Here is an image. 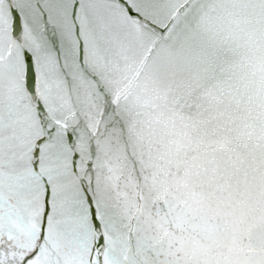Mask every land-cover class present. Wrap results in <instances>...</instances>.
<instances>
[{
  "label": "water",
  "instance_id": "obj_1",
  "mask_svg": "<svg viewBox=\"0 0 264 264\" xmlns=\"http://www.w3.org/2000/svg\"><path fill=\"white\" fill-rule=\"evenodd\" d=\"M195 1L199 9L194 5L190 11L183 4L182 9L191 15L199 12L204 37L200 44L228 45L230 54L220 52L215 59L225 74L207 71L216 86L199 101H190L188 95L192 112L177 134L164 140L153 125L141 135L152 142L150 146L128 147L111 159L106 153L95 156L91 147L102 133L111 135L115 129L107 125L109 119L122 128L130 126L123 105L129 101L134 107L147 105L141 112L134 109L132 115H143L139 119H162L163 114L156 112L155 95L147 91L142 99L140 88L128 89L122 70H111L116 63L122 65L118 47L123 41L118 47L112 41L101 42L98 48L88 41H97V34L120 25L140 44L147 37L144 16L157 3L161 13L151 9V16L161 27L157 32L167 35L171 44L169 28L179 18L171 5L176 7L178 0H48L58 17L49 28L35 25L41 29L38 34L53 32L56 39L44 55L40 50L31 53L30 44H19L20 35L4 37L11 24L30 32L19 17L14 22L6 11L10 3L28 9L30 0L0 4L5 11L0 16L2 136L6 142L14 138L22 142L14 146L19 158L25 152L30 159L31 171L24 181L30 197L44 205L39 206L44 224L75 264L81 260L84 264H264V0ZM129 2L137 5L140 14L130 17ZM120 3L125 10L114 12ZM226 8L228 13H223ZM68 10L78 13L70 29L62 23ZM149 22L150 18L147 25L152 27ZM238 24L244 26L240 35L230 29ZM67 30L70 33L63 35ZM184 37L181 34L172 48L178 51ZM158 39L151 37L148 48L164 52ZM77 41L80 50L87 43L89 55L80 51L77 56ZM152 84L150 80L147 85L152 88ZM110 110L116 115L100 117ZM3 213L0 206L1 233H9L11 242L30 258L21 228Z\"/></svg>",
  "mask_w": 264,
  "mask_h": 264
},
{
  "label": "bare ground",
  "instance_id": "obj_2",
  "mask_svg": "<svg viewBox=\"0 0 264 264\" xmlns=\"http://www.w3.org/2000/svg\"><path fill=\"white\" fill-rule=\"evenodd\" d=\"M47 1L48 0H30L31 5H29L28 9L27 6H21V12L23 14L22 27H26L30 30V32L27 31V33H25L19 31L18 26L15 27L13 24L9 25V21L6 19L8 23L7 25H9L10 28L7 27L8 32L5 31L7 34L4 33V37L10 38V36L13 35H20L22 40L19 44H30L31 46L28 48L32 49L31 53H38L40 50L42 55L47 54V49H50V47L52 48V44L54 43V40H56H53V32L47 34L43 31V35L36 32V30L40 31L41 29L51 27V24L54 23L55 18L58 17L57 15L54 16V8L48 6ZM186 1L187 0H178L176 7L174 4L171 5V7L174 8L173 10L179 15V18H175V24L169 28V38L171 39V44L166 41L167 35L162 37L160 32H157V27H160L159 22L155 17L151 16V9H158L161 13V8L157 5V3H152L150 10L144 16L147 21L144 23L143 27L145 32L144 37H147H145V40H142L140 44H138L137 37L133 40V35L125 32V28L120 25H111L105 30V33L102 32V35L101 32L99 35L97 34L96 38H99L98 40H100V42L98 40L88 41L90 44L89 46H93L94 48H98V45L101 42L110 43V41L113 42V45H117L118 47V45H120L123 41L122 46L120 48L118 47L119 50L117 49L119 53L118 60L122 63V65L116 63L112 66L111 70L115 72H121L119 70H122L123 75L128 77V89H131L132 91L133 86H135V89L137 87L140 88L141 91L144 92L142 99L147 98V91L149 95H155L156 98L159 99L160 103H158L159 106H156L159 108L156 112L163 114L162 119H151L149 116H147L145 119H139L142 118L143 115L139 118L136 115H132L135 113L134 109H136L137 112H141L144 108H147V105L140 103L137 107H134V102L129 101L123 105L124 108L122 111H128L125 112V121L126 124H129L130 126L122 128L120 123L113 124V122H110L109 119V123L106 124L109 127L110 125L115 126V129L113 132H111V135L102 133L100 135L102 141L99 140L96 146L91 147V150L95 156L105 157L107 154V156H110L111 159V157L114 155L124 152V150H126L128 147H140L144 150L146 147L150 146L152 142H148L141 138V135H143L142 130H150L153 125L160 129L163 137L162 135L159 136L164 138V140L171 136L172 133L177 134L179 129H182L183 127L181 124L185 120L187 121L192 112L191 109L188 108V100L186 99L188 95L191 96L190 101H199L200 99H205L203 97L205 93L211 89L213 91L216 86V83L207 76V71L211 72V70H213L215 72L217 71L225 74V69L219 68L215 59L220 58V52L224 53L226 57L230 54V50H227L228 45L221 44V47L216 48V46L213 48L214 46L212 43L200 44L204 37L202 35L203 31L201 30L202 26H200V21L198 20L199 12H196V15H191L186 10L188 9L193 11L195 10V6H197L199 9V5L195 0H191V2L189 1L187 5H184V2ZM130 2L126 5L127 12H130L129 6H133L135 9L137 8V5L134 6L132 3L131 5ZM123 3L116 4L117 6L114 9V12L121 13V11H124L125 5ZM182 4L186 9H182ZM136 11L138 13V8ZM222 11L223 13H228L227 8ZM77 14L78 13L73 10H68L65 12V18H62V23L67 29H70V25H72V23L77 20ZM138 14H140V12ZM51 16L54 19H52ZM149 18L151 20L149 24L152 27L147 25ZM68 23L70 24L68 25ZM35 25L41 29L35 27ZM226 26L228 25H225V27ZM230 29H234V32L237 31V34L240 35L243 33L244 26L238 24L236 27H230ZM69 33L70 31L67 30L63 32V35H68ZM183 33L185 36L184 41L182 40V45L180 44L181 47H178L177 51L172 47H174L175 41L178 40ZM156 36H159V46L166 48L164 52L162 50V52L157 53L156 50H151L148 48V46H150V42L153 43V41L149 42V40L151 37L155 38ZM14 40L16 41L15 38ZM117 40L120 41L118 42ZM86 44L87 43L81 45L84 49L80 51L82 53L86 52V54L89 55L90 49L86 47ZM168 51H170V54H173L174 57L172 59L170 58ZM63 53L67 55L68 48L63 49ZM113 54H117V51H113ZM158 63L163 64L156 65ZM133 66L136 70L134 69L135 71H133V69H131L130 74L129 67L133 68ZM227 73L228 72L226 71V74ZM204 74H206V76ZM211 78L214 79L215 77L211 76ZM131 79L132 81L130 82ZM150 80L153 81L152 88L147 85L150 83ZM145 81L147 82L144 84ZM200 86L202 88L201 94L198 93V88H200ZM124 91L126 92V95L130 96V93L128 92L129 90ZM166 95L169 97L168 101L166 99ZM184 99H186V102H184ZM113 102L114 101L112 99L111 108L112 110L114 109L116 111V107L118 106L113 104ZM196 105L198 106L197 103ZM84 106L87 108L90 107L85 104ZM112 110L109 111V114L106 112L102 113L100 117L106 119L109 116L110 118L115 116L116 114H113ZM151 110H153V108ZM177 118H179V120H177ZM177 121L180 122L178 123ZM172 122L173 124H171ZM16 133L17 132L15 130V134ZM181 133H184V131L181 130ZM4 139L5 138L2 136V130L0 128V206L1 210L4 211L3 214L5 219L9 220V222L13 221L21 228L23 237L26 239L27 245L30 246V258L23 256L20 252V247L18 248L17 244L11 242L9 233H1L0 231V264H75V262L72 261L70 254L66 252V250L64 251V248L61 247V241L56 240L57 235H55L44 224L43 218H41V214L39 212L40 204L42 208L44 205H42L39 200L34 201L33 198L30 197L31 192L27 190V185L24 183L26 180L25 177H27L31 171V169H29L30 159L28 155L25 154V152H23L25 155L23 154V156L19 158V152L14 146L15 144L17 145L16 147H18V145H23L22 142L20 140L17 141V138H14V141L8 142H6ZM75 148L77 149V145ZM103 149H105L104 153L102 151ZM16 157L18 159H16ZM114 162L115 161L112 160V167ZM80 164L81 163L78 162L77 165L79 166ZM25 166H27L28 170H25ZM63 166L66 167L65 164ZM69 169L70 166L67 164L66 170ZM24 186L26 189H24ZM109 186L112 185L110 184ZM66 201L68 202V199ZM61 209L64 208L61 207ZM50 243H53L54 246L48 247L46 245ZM78 255L81 259V254ZM84 263V260L79 262V264Z\"/></svg>",
  "mask_w": 264,
  "mask_h": 264
},
{
  "label": "snow or ice",
  "instance_id": "obj_3",
  "mask_svg": "<svg viewBox=\"0 0 264 264\" xmlns=\"http://www.w3.org/2000/svg\"><path fill=\"white\" fill-rule=\"evenodd\" d=\"M3 3V0H0V4ZM130 8V17H135L136 15H138L137 11L135 8L129 6ZM7 12L9 15L13 16V21L15 22L16 18L19 17L21 20V23L23 22V14L21 12V9L19 8L18 5L14 4V3H10L7 7ZM4 15V8L0 7V16ZM76 52H77V56H79L80 54V41H77L76 44ZM65 135H68L67 133H65Z\"/></svg>",
  "mask_w": 264,
  "mask_h": 264
}]
</instances>
